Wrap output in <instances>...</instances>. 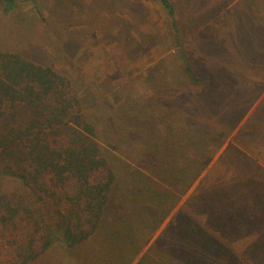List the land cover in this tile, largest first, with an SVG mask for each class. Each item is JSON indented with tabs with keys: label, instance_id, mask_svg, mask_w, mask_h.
I'll return each instance as SVG.
<instances>
[{
	"label": "rangeland",
	"instance_id": "rangeland-1",
	"mask_svg": "<svg viewBox=\"0 0 264 264\" xmlns=\"http://www.w3.org/2000/svg\"><path fill=\"white\" fill-rule=\"evenodd\" d=\"M57 1L19 2L8 15L0 3V51L69 79L123 180L152 177L142 155L152 146L170 172H200L175 209L205 214L196 226L213 225L228 264H264V0H169L176 26L155 0ZM20 184L0 169V195ZM32 264L75 263L56 245Z\"/></svg>",
	"mask_w": 264,
	"mask_h": 264
},
{
	"label": "trees",
	"instance_id": "trees-1",
	"mask_svg": "<svg viewBox=\"0 0 264 264\" xmlns=\"http://www.w3.org/2000/svg\"><path fill=\"white\" fill-rule=\"evenodd\" d=\"M68 1L79 9L80 0ZM101 1L108 8L121 0ZM155 1L176 26L172 3ZM19 2L37 8L35 0H0L2 13H12ZM185 70L199 82L191 67ZM142 155L154 160L152 177L123 180L69 79L49 65L0 51V169L21 183L19 191L0 195V264H32L56 245L75 264H228L223 248L209 239L213 225L206 222L204 231L196 226L205 214L193 206L175 209L178 189L187 190L200 172H170L156 146ZM184 162L193 168L189 158Z\"/></svg>",
	"mask_w": 264,
	"mask_h": 264
}]
</instances>
